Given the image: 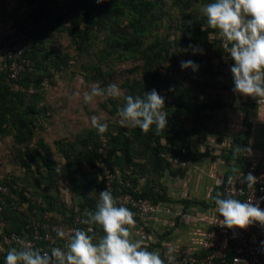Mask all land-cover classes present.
<instances>
[{"label": "trees", "instance_id": "obj_1", "mask_svg": "<svg viewBox=\"0 0 264 264\" xmlns=\"http://www.w3.org/2000/svg\"><path fill=\"white\" fill-rule=\"evenodd\" d=\"M59 1H64V5L59 6ZM173 1L175 3L177 0ZM48 2L53 3L52 8L45 5ZM39 3V12L31 15L35 17V23L27 52V56L35 62L34 66L28 68L20 80L9 79L7 71L0 67V135L13 137L25 175L35 179L32 185L53 187L56 196L46 193V204H41L36 200V194L30 195L29 187H21L22 182L15 177L0 181L8 187L0 211V242L4 234L12 232L32 235L34 226L40 221L72 223L77 216L88 220V213L97 210L100 191L107 189L99 164L101 158L115 174H121L124 179L127 171L131 170L129 177L133 188L117 184L116 189L111 191L117 206H121L120 197L128 191L134 193V188H138L137 174L144 171L146 166L164 170L171 168L162 153H175L185 143L192 147L191 132L186 125L190 120L200 122L203 116H207V109L211 106L205 93L206 83L196 77V74L200 77L208 73L210 62L208 60L205 63L204 58L198 56L199 53L193 54L189 48L192 44L203 49L209 43L208 33L211 30L200 32L199 29L181 26V35L172 38V33L168 31L161 36V22L168 14L164 8L166 0H104L103 3H97L96 0H45L43 3L40 0ZM125 21L127 24L124 25ZM102 30L108 33L109 51L120 47L136 61L130 69L136 77L127 79L122 85L125 95L143 97L144 92L156 89L161 95L172 97L171 100H165L168 125L159 134H156L155 126L144 134L139 128L126 130L121 125L109 123L103 134L107 137L105 145L103 135L96 129L86 135L77 134L72 140H58V152L65 159L64 164L58 166L51 147L43 140L36 141L42 118L48 113V106L43 103L45 81L54 71H61L66 66L64 57L58 54V57L53 58V55H57L54 54L55 33L67 32L78 53H83L92 50L93 33ZM212 46L216 51L215 56L222 55L223 70L224 53L219 40L216 39ZM96 55L99 61H104L98 53ZM181 60H192L199 65L198 71L192 70L194 78L190 80L189 86L178 75L183 70ZM100 67L93 65L98 73H101ZM172 87L175 91H169ZM118 101L112 102V114H118V109L124 105L123 99ZM143 159L145 162H142ZM62 182L72 186L75 200L71 203L60 193ZM141 196L153 201L165 200L163 194H152L143 189ZM237 199L244 202L243 197ZM128 208L135 213L133 208ZM86 225H93L95 236L103 233L102 227L94 223H83L81 229ZM40 245L49 251L52 248L46 243Z\"/></svg>", "mask_w": 264, "mask_h": 264}, {"label": "crops", "instance_id": "obj_2", "mask_svg": "<svg viewBox=\"0 0 264 264\" xmlns=\"http://www.w3.org/2000/svg\"><path fill=\"white\" fill-rule=\"evenodd\" d=\"M211 2L214 0L175 2L183 27L200 32L211 30L209 43L204 45L201 55L198 54L205 63L210 62L208 73L200 80L206 83L205 92L211 106L207 116L187 127L191 132L193 166L185 170L175 167L164 170L148 165L137 174L139 189L163 194L164 201L175 211L147 218L134 213L136 224L130 229L133 240H142L149 251H159L165 261L169 248L174 249L175 257L203 252L205 236L219 217L215 198H223V179L239 172L247 162L261 161L264 154V107L252 97L234 93L232 73L225 76L221 70L222 55L215 56L212 46L217 30L208 27L203 13ZM38 12L33 0H0V42L17 33L25 19ZM245 144L252 150L247 158L238 151ZM142 224L146 225L148 234L145 240L141 234ZM104 234L103 231L91 236L93 243H98ZM4 247L0 244V250ZM1 253L6 254L7 250Z\"/></svg>", "mask_w": 264, "mask_h": 264}, {"label": "clouds", "instance_id": "obj_3", "mask_svg": "<svg viewBox=\"0 0 264 264\" xmlns=\"http://www.w3.org/2000/svg\"><path fill=\"white\" fill-rule=\"evenodd\" d=\"M103 3L104 0H96ZM207 25L218 30L226 42L225 50L234 64L231 66L233 92L264 103V0H214L203 9ZM230 44V47L228 45ZM193 54L202 53L197 45H189ZM182 69L191 68L194 72L199 65L192 60H181ZM169 91H175L172 87ZM79 96V93H77ZM105 97L123 99L124 105L118 109L119 124L126 129L139 128L147 134L155 126L159 134L168 125L165 109L166 97L156 89L140 95H125L118 84L110 83L106 88L92 84L83 93V101L91 105L94 98ZM91 125L101 136L108 125L93 115ZM244 155L251 154L250 148H238ZM235 171V169H233ZM229 176L227 183L233 184ZM249 189H253L258 177L249 172L243 176ZM235 187L227 192L226 198L216 197V211L223 219L221 227L246 229L259 222L264 226V210L251 199L242 202L235 198ZM224 196V195H223ZM97 210L89 212L84 223H94L102 227L105 235L98 243L84 230L76 229L68 236L66 248L52 247L41 251L24 240H18L19 248H12L5 257V264H165L159 251H149L142 240H133L130 229L135 227L134 213L125 206H117L110 189L100 191ZM58 238H66L62 228H55ZM167 264H176L174 249L169 248Z\"/></svg>", "mask_w": 264, "mask_h": 264}, {"label": "built area", "instance_id": "obj_4", "mask_svg": "<svg viewBox=\"0 0 264 264\" xmlns=\"http://www.w3.org/2000/svg\"><path fill=\"white\" fill-rule=\"evenodd\" d=\"M34 23V16L27 17L17 33L3 38L0 42V67L7 71L9 79L20 80L24 72L35 64L33 59L27 56L34 32ZM217 39L224 53L223 73L227 76L231 74L230 69L234 61L225 50L226 42L220 37L219 32H217ZM228 47H230V44ZM258 104L264 107V103ZM102 140L105 145L106 139L102 138ZM244 148H250V146L245 144ZM101 152L106 153L102 148ZM242 155L245 158L249 156V154L244 155L243 153ZM162 156L167 159L172 167L178 169H189L193 166L192 147L188 143H185L179 151L162 153ZM99 164L104 173L106 187L110 191L116 189L117 184L125 188H133L132 179L129 177L131 170L127 171L125 174L126 179H124L121 174H115L103 161V158H101ZM249 172L258 177V182L253 189H249L243 179V176H246ZM229 176L234 178L232 185L227 183ZM118 187L122 188L121 186ZM234 187L236 189L235 198L243 197L244 202L251 199L252 203H259L260 208L264 210V154L261 161L247 162L239 172L229 174L223 179L221 189L222 196L224 195L223 198H226L227 192L232 191ZM7 192L8 187L0 182V211ZM134 193L125 192L120 197V205L133 208L136 215L140 217L147 218L162 212L175 213L174 208L164 200L153 201L151 198L141 196L142 190L139 188H134ZM220 219H223V217L219 216L207 232L203 242V252L176 257V264H264V226L257 222L246 229H229L219 225ZM83 223L82 216H77L72 223L40 221L34 226L32 235H23L16 232L4 234L0 244L19 247L18 240H24L30 242L34 248L39 247L42 252L49 250L40 243H46L50 247L66 248L68 236L73 234L76 229L84 230L90 236L94 235L93 225H86L81 229L80 226ZM55 228H62L67 234L66 238H58L54 231ZM141 234L144 240L148 238L145 224H142ZM165 264H167V260Z\"/></svg>", "mask_w": 264, "mask_h": 264}, {"label": "rangeland", "instance_id": "obj_5", "mask_svg": "<svg viewBox=\"0 0 264 264\" xmlns=\"http://www.w3.org/2000/svg\"><path fill=\"white\" fill-rule=\"evenodd\" d=\"M39 8L40 0H33ZM45 3V0H41ZM48 8L53 7L52 2H48ZM59 6L64 5V1H59ZM164 8L168 10L167 17L162 19V29L160 35L163 36L168 31L172 33V38L182 34L181 16H178L179 9L173 0H166ZM35 14V13H34ZM37 14V13H36ZM127 24V21L123 23ZM169 27V29H167ZM183 28V27H182ZM56 40L54 45L56 53L53 58L61 57L66 59V66L61 71H54V74L46 79L44 89L43 103L48 106L46 117L42 118V127L38 130L37 140L45 141L52 149L54 158L58 161V166L64 164V157L58 152L57 141L61 139L72 140L77 134H87L95 128L91 125V117L97 116L102 122L119 124L118 114H112L113 101L112 98L96 97L91 105L84 103L83 93L90 90L92 84H97L101 88H106L110 83H116L122 90V85L127 79H133L136 74L130 72L136 64L134 57L129 53L124 52L120 47L109 51L107 39L108 33L105 30L93 33V48L89 52L78 53L74 41L67 32H56ZM109 51V54H108ZM103 57L104 61H99ZM97 64L101 67V73H98L93 65ZM194 73L191 68L183 69L179 72V76L184 79L185 85L191 84V79L194 78ZM204 75H200L203 77ZM199 77V74H196ZM79 93V96H77ZM206 93V92H205ZM162 96L171 100L172 97L166 94ZM201 96H203L201 94ZM207 96V95H206ZM194 124L191 120L186 125V128ZM126 129V128H125ZM130 130V129H126ZM102 138H107L103 135ZM15 177L22 182V186H28L29 194H36V200L41 204H46L44 195L46 193L54 194L53 187L32 185L35 181L34 177L27 174L20 165V156L14 147L12 136L0 135V181ZM60 193L68 203L75 200L72 192V186L68 182L60 183ZM79 200V198H78ZM13 248V247H12ZM12 248H1L7 253ZM1 250V252H2ZM6 253V254H7ZM5 254V253H4ZM4 255L0 254V264H5Z\"/></svg>", "mask_w": 264, "mask_h": 264}]
</instances>
